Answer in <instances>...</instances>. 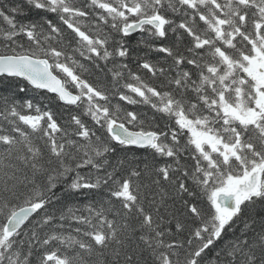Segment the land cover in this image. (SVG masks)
<instances>
[{"label": "trees", "instance_id": "trees-1", "mask_svg": "<svg viewBox=\"0 0 264 264\" xmlns=\"http://www.w3.org/2000/svg\"><path fill=\"white\" fill-rule=\"evenodd\" d=\"M154 15L160 30L123 34ZM262 46L264 0H0V55L48 59L79 96L0 77V264H264V168L227 219L213 202L264 164V117L242 125L221 110L255 105L245 57ZM113 120L155 145L113 140ZM188 127L220 145L240 137L237 154L199 149Z\"/></svg>", "mask_w": 264, "mask_h": 264}, {"label": "water", "instance_id": "water-1", "mask_svg": "<svg viewBox=\"0 0 264 264\" xmlns=\"http://www.w3.org/2000/svg\"><path fill=\"white\" fill-rule=\"evenodd\" d=\"M159 16L142 18L132 22L123 28L125 35L135 34L143 25H151L156 29L161 27ZM18 77L24 79L32 87L47 90L56 94L66 104H75L78 96L69 91L62 80L51 70L50 63L45 58L31 55H0V76ZM110 136L117 142L125 143L127 146L145 148L152 146L157 134L153 131L143 132L127 128L123 123L112 121L108 124ZM225 152L231 153L229 149ZM259 171H252L244 178L234 183L231 191H219L215 195L214 202L229 212H235L238 208V199L241 196H250L258 188ZM40 208L39 204H31L18 208L7 219L4 233L10 237L16 233Z\"/></svg>", "mask_w": 264, "mask_h": 264}, {"label": "rangeland", "instance_id": "rangeland-1", "mask_svg": "<svg viewBox=\"0 0 264 264\" xmlns=\"http://www.w3.org/2000/svg\"><path fill=\"white\" fill-rule=\"evenodd\" d=\"M190 1L192 2L193 0H190ZM200 1H204V0H200ZM263 49H264V46H263ZM252 60L254 63L255 62L257 63V66H253L252 64H248V66L245 68V71L250 77L254 78L255 83H258V85L264 84V73H260L258 71V67H261L262 69H264V62L260 58L259 59L253 58ZM254 91L256 93L255 105L253 107L249 108L247 111H242L238 107L226 105L222 109V112L225 111L226 113H228L230 115L232 113H234V115L239 116L244 121H245V119H246V121H253L256 118L255 117L256 114H258L257 118H259L260 116H264V103H263L264 102V96H262V97L260 96L258 86L254 88ZM29 121H32V120L29 119ZM181 122L185 125L187 124L186 120H181ZM188 125H192V124H190V122H188ZM188 128L191 131L192 138H193L195 145L199 149H201L203 147V144L205 142L209 143L211 145V147H220L221 146V151H223L225 149V147H228V146H225L222 144L220 145L219 141L208 133L201 132V131L197 130L196 128H193V129L191 127H188ZM256 168L257 167L255 166L252 169H249L246 173H249V172L255 170ZM234 181H236V179H234V178L230 179L228 181V183L226 184L224 189L225 190H232ZM217 218L219 221L223 220L224 219V212L219 210V214H218Z\"/></svg>", "mask_w": 264, "mask_h": 264}, {"label": "flooded vegetation", "instance_id": "flooded-vegetation-1", "mask_svg": "<svg viewBox=\"0 0 264 264\" xmlns=\"http://www.w3.org/2000/svg\"><path fill=\"white\" fill-rule=\"evenodd\" d=\"M262 59L263 60V62H264V53H262V52H259L258 51V56L256 57V59ZM248 62L250 63V64H252L253 66H257V63L255 62H253V60L252 59H248ZM258 71L260 72V73H264V69H262L261 67H258ZM254 79V78H253ZM258 88L260 89V91H259V94H260V96L262 97V96H264V85H262V84H260L259 86H258ZM264 103V102H263ZM231 115H234V113H232ZM258 116V114H256L255 115V117H257ZM234 119H235V121L237 122V123H241V122H244V120H242L239 116H237V115H234V117H233ZM230 119V118H229ZM245 121H246V119H245ZM229 122V121H228ZM239 142V140H237V139H235L234 140V144L231 146L233 149H236L237 148V144H239L238 143ZM236 153V151L234 150V154ZM233 154V155H234ZM232 155V156H233ZM225 215L226 216H228L229 214L227 213V212H225Z\"/></svg>", "mask_w": 264, "mask_h": 264}, {"label": "bare ground", "instance_id": "bare-ground-1", "mask_svg": "<svg viewBox=\"0 0 264 264\" xmlns=\"http://www.w3.org/2000/svg\"><path fill=\"white\" fill-rule=\"evenodd\" d=\"M44 6H45V5H44ZM38 7H39V6H38ZM51 7H52V6H51ZM51 7H50V8H51ZM234 46H235V45H234ZM239 46H240V45H239ZM239 46H238V47H239ZM242 46H243V45H242ZM242 46H241V47H242ZM232 47H233V46H232ZM230 48H231V47H230ZM234 48H235V47H234ZM243 49H244V48H243ZM245 51H246V50H245ZM240 54H241V53H240ZM4 55H5V54H4ZM238 55H239V54H238ZM202 101H203V99H202ZM204 103H205V102H204ZM206 105H207V104H206ZM209 106H210V105H209ZM209 108H210V107H209ZM183 109H184V108H183ZM207 110H208V109H207ZM209 110H211V109H209ZM195 113H196V112H195ZM187 115H188V114H187ZM209 115H210V114H209ZM195 116H196V115H195Z\"/></svg>", "mask_w": 264, "mask_h": 264}]
</instances>
